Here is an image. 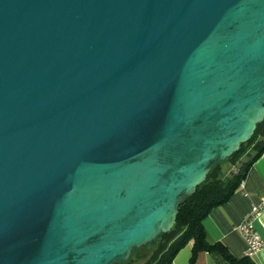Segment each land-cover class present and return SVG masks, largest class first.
<instances>
[{"label":"water","instance_id":"95a60500","mask_svg":"<svg viewBox=\"0 0 264 264\" xmlns=\"http://www.w3.org/2000/svg\"><path fill=\"white\" fill-rule=\"evenodd\" d=\"M264 120V0H0V264H114Z\"/></svg>","mask_w":264,"mask_h":264},{"label":"trees","instance_id":"16d2710c","mask_svg":"<svg viewBox=\"0 0 264 264\" xmlns=\"http://www.w3.org/2000/svg\"><path fill=\"white\" fill-rule=\"evenodd\" d=\"M264 152V120L257 125L252 138L241 145L240 149L229 158L216 162L200 184L195 193L183 198L178 207V214L173 228L159 235L153 242L143 247L153 250L142 264H171L176 254L190 244L193 264L199 252H217L226 264H250L247 259L237 260L220 242L210 243L203 226V220L211 211L233 196L244 180L249 166ZM245 158V159H244ZM230 163L236 171L226 178L222 173V165ZM140 248L133 249L132 254ZM114 264H135L131 256L127 261Z\"/></svg>","mask_w":264,"mask_h":264},{"label":"crops","instance_id":"0c3cea01","mask_svg":"<svg viewBox=\"0 0 264 264\" xmlns=\"http://www.w3.org/2000/svg\"><path fill=\"white\" fill-rule=\"evenodd\" d=\"M262 196H264V152L249 166L243 182L229 201L214 208L203 220L208 242H220L237 260L247 259L250 264H264V248L251 257H244L246 242L238 230ZM253 226L264 240V210L254 218ZM191 255L192 248L188 244L176 254L171 264H190ZM193 264H226V262L217 252H199Z\"/></svg>","mask_w":264,"mask_h":264},{"label":"built area","instance_id":"2783aa9c","mask_svg":"<svg viewBox=\"0 0 264 264\" xmlns=\"http://www.w3.org/2000/svg\"><path fill=\"white\" fill-rule=\"evenodd\" d=\"M264 210V196L261 197L257 206H255L249 216L240 224L238 230L246 242V248L243 252L244 257L255 255L260 249L264 248V240L259 236L253 226V220L260 212Z\"/></svg>","mask_w":264,"mask_h":264},{"label":"rangeland","instance_id":"374dc122","mask_svg":"<svg viewBox=\"0 0 264 264\" xmlns=\"http://www.w3.org/2000/svg\"><path fill=\"white\" fill-rule=\"evenodd\" d=\"M233 170H235V167H233L230 163H224L222 165V173L226 178H228L231 175ZM152 250L153 247H143V248L140 247V250L136 251L134 254L130 256L132 260L135 262V264H142L147 259V257L149 256ZM129 258L127 260H129Z\"/></svg>","mask_w":264,"mask_h":264}]
</instances>
